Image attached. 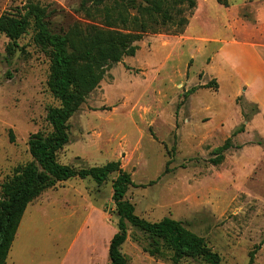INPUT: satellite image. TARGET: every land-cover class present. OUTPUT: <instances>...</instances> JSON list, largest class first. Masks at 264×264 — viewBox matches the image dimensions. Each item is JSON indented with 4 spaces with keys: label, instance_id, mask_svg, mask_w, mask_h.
Instances as JSON below:
<instances>
[{
    "label": "rangeland",
    "instance_id": "374dc122",
    "mask_svg": "<svg viewBox=\"0 0 264 264\" xmlns=\"http://www.w3.org/2000/svg\"><path fill=\"white\" fill-rule=\"evenodd\" d=\"M26 1L0 0V14ZM34 1L51 10L54 31L105 26L103 15L81 9L82 0ZM227 3L196 0L179 34L152 23L159 31L146 32L133 56L111 65L69 118V139L57 158L75 168L118 160L134 183L125 198L137 215L182 221L221 264H264V108L250 102L244 58L226 61L216 53L219 40L251 38L264 61V0ZM32 35L30 26L9 55L0 33V184L30 160L29 135L50 130L46 111L59 104L46 85L48 55ZM227 139L220 162H211ZM115 176L100 184L72 177L44 190L28 203L6 264H108ZM120 250L127 264H207L173 263L164 244L150 253L145 233L129 224Z\"/></svg>",
    "mask_w": 264,
    "mask_h": 264
},
{
    "label": "trees",
    "instance_id": "16d2710c",
    "mask_svg": "<svg viewBox=\"0 0 264 264\" xmlns=\"http://www.w3.org/2000/svg\"><path fill=\"white\" fill-rule=\"evenodd\" d=\"M217 1L228 6L227 0ZM91 4L87 6L82 0L80 7L85 12L92 9L103 15L105 26L88 24L81 28L76 24L65 32L54 31L49 22L51 10L34 0H27L15 13L0 14V33L8 38L5 50L9 55L17 47V39L30 26L33 28V43L42 47L49 58L47 88L59 102L46 111L50 130L29 135L30 160L16 166L0 184V264L6 262L28 203L44 190L72 177H91L100 184L114 172L111 197L117 221L108 243V264H127L120 247L126 240L128 224L145 233L152 254L158 253L164 244L171 251L173 263L183 258H201L207 264H221L219 254L182 221L168 216L149 221L135 213L133 204L125 198L134 183L118 160L86 168H75L58 160L59 150L69 139V118L99 85L111 65L125 55L133 56L137 49L135 42L146 32L159 31L152 23L169 24L174 27L173 34L182 33L196 0H92ZM195 89L191 87L188 91ZM228 146L229 139L215 149L217 156L211 162H220L222 151Z\"/></svg>",
    "mask_w": 264,
    "mask_h": 264
},
{
    "label": "crops",
    "instance_id": "0c3cea01",
    "mask_svg": "<svg viewBox=\"0 0 264 264\" xmlns=\"http://www.w3.org/2000/svg\"><path fill=\"white\" fill-rule=\"evenodd\" d=\"M219 42L221 45L216 53H222L224 60L233 61L234 57L236 59L239 57L244 58V71L251 74V80L244 79L246 87L250 89L252 94V101L250 102L259 105L261 109L264 108V61L261 58L262 47L260 43L251 38L239 39L237 37H233L230 40H219ZM249 63L252 64V67L249 66Z\"/></svg>",
    "mask_w": 264,
    "mask_h": 264
}]
</instances>
